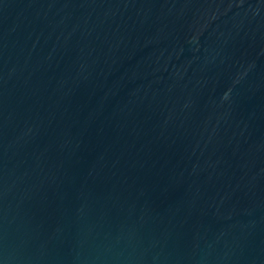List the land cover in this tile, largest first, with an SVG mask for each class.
<instances>
[{"label": "water", "instance_id": "water-1", "mask_svg": "<svg viewBox=\"0 0 264 264\" xmlns=\"http://www.w3.org/2000/svg\"><path fill=\"white\" fill-rule=\"evenodd\" d=\"M0 264H264V0H0Z\"/></svg>", "mask_w": 264, "mask_h": 264}]
</instances>
